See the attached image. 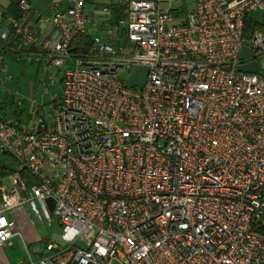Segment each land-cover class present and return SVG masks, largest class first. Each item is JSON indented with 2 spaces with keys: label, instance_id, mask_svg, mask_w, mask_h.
Masks as SVG:
<instances>
[{
  "label": "built area",
  "instance_id": "1",
  "mask_svg": "<svg viewBox=\"0 0 264 264\" xmlns=\"http://www.w3.org/2000/svg\"><path fill=\"white\" fill-rule=\"evenodd\" d=\"M16 9L0 7V155L16 164L0 180V247L22 241L10 215L26 207L60 234L37 259L23 244L20 264H264V33L245 36L264 0ZM8 62L35 64L46 93L58 80L47 112L26 121ZM250 62L258 74L238 71ZM135 67L141 89L119 78Z\"/></svg>",
  "mask_w": 264,
  "mask_h": 264
},
{
  "label": "crops",
  "instance_id": "2",
  "mask_svg": "<svg viewBox=\"0 0 264 264\" xmlns=\"http://www.w3.org/2000/svg\"><path fill=\"white\" fill-rule=\"evenodd\" d=\"M20 0H0V7L8 9L12 5H16V3ZM32 8L38 12L41 15L49 16L50 15V9L51 5L54 1L57 0H25ZM90 9V8H89ZM40 36L41 38H55V32L53 29V26L51 23L46 22L41 26L40 29ZM14 67L9 65L8 63V70L12 73L13 71L18 73L20 71V76H23V69L26 68L27 65H33L29 62H23V63H14ZM14 92L17 93L19 98L23 99L21 97V93L18 87L13 88ZM18 99L14 96H8L5 100L8 103H12V101H15ZM22 105L24 104L21 100ZM9 162H13L12 159L6 157L5 155H0V167H3L5 169L11 170L12 166ZM13 171V170H11ZM7 176H1L0 180L2 179L4 183H8ZM10 217L14 220L16 227L21 234L22 241L19 239H14L11 246H5L0 247V264H20L21 260L24 258L25 245L26 249L30 253L33 259H37L39 256V248L42 244H44L46 241H51V238H49V235L46 234V226L44 223H41L36 219V217L28 211L26 207H18L15 208ZM44 225V226H43ZM50 226V225H49ZM23 242V243H22Z\"/></svg>",
  "mask_w": 264,
  "mask_h": 264
},
{
  "label": "rangeland",
  "instance_id": "3",
  "mask_svg": "<svg viewBox=\"0 0 264 264\" xmlns=\"http://www.w3.org/2000/svg\"><path fill=\"white\" fill-rule=\"evenodd\" d=\"M258 17L261 18V13L258 14ZM263 21V19H262ZM260 28L257 30H261L264 33V27L259 25ZM9 65L14 67L15 65L12 62H8ZM17 66V65H15ZM11 73V72H10ZM14 77V82L10 86L11 90L14 92L13 88L18 87L20 90V95L23 98V105L21 104L20 110L25 114V119L28 121L29 117H34V108L37 106H42L44 110L47 112L49 108L50 103V97L57 96L60 91V86L58 83V80L56 79V82L51 85L48 88V93L44 91V89L38 84V67L33 65H27L25 69H23V76L19 75L21 74L20 71L15 73L14 71L11 73ZM128 77L127 71H120L119 78L122 81H125ZM19 99H16L15 101L18 102ZM8 157V156H6ZM10 158V157H8ZM11 159V158H10ZM12 168L11 170H15L16 164L15 162H9ZM47 224H45L46 226ZM44 226V225H43ZM46 234L49 235V238H51V241H58L59 234H60V228L56 220L53 219V222L50 226H46ZM116 264V263H115Z\"/></svg>",
  "mask_w": 264,
  "mask_h": 264
},
{
  "label": "water",
  "instance_id": "4",
  "mask_svg": "<svg viewBox=\"0 0 264 264\" xmlns=\"http://www.w3.org/2000/svg\"><path fill=\"white\" fill-rule=\"evenodd\" d=\"M251 56V53L248 48L243 47L241 52H240V60L247 59ZM239 72H244V73H252V74H258L259 69L257 67V64L255 62H250L246 64H242L238 67ZM147 78V69L146 68H140V67H135L132 68L130 71V74L126 80V84L130 87L138 88L141 89L146 82ZM46 203L48 205V208L50 211L53 209V200L48 198L46 200Z\"/></svg>",
  "mask_w": 264,
  "mask_h": 264
},
{
  "label": "trees",
  "instance_id": "5",
  "mask_svg": "<svg viewBox=\"0 0 264 264\" xmlns=\"http://www.w3.org/2000/svg\"><path fill=\"white\" fill-rule=\"evenodd\" d=\"M8 11L13 13L15 15V17H20V12L16 9V5H12L11 7L8 8ZM260 24H258L257 22H255L253 20L252 17H247L245 19V36L248 37V35L250 33H252L253 31L257 30L258 28H260L259 26ZM74 45H78V47L74 50V52L76 53H82L84 52L88 45H89V41H84L81 39V38H78L76 41H75V44ZM9 157V156H8ZM12 171L11 170H8V169H5L3 167H0V177L1 176H6V175H9ZM22 176L23 177H28L25 173H22Z\"/></svg>",
  "mask_w": 264,
  "mask_h": 264
}]
</instances>
